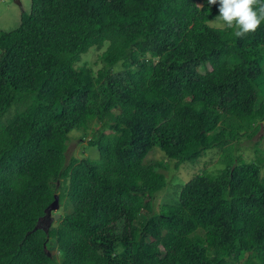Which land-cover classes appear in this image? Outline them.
Returning a JSON list of instances; mask_svg holds the SVG:
<instances>
[{
    "label": "trees",
    "instance_id": "16d2710c",
    "mask_svg": "<svg viewBox=\"0 0 264 264\" xmlns=\"http://www.w3.org/2000/svg\"><path fill=\"white\" fill-rule=\"evenodd\" d=\"M216 15L207 0H30L0 29V264H264V173L238 154L264 134V22L237 37ZM104 46L96 73L78 64ZM83 134L98 158H67ZM156 148L168 164L146 159ZM213 148L217 174L169 190L165 169ZM55 193L58 222L36 227Z\"/></svg>",
    "mask_w": 264,
    "mask_h": 264
},
{
    "label": "rangeland",
    "instance_id": "374dc122",
    "mask_svg": "<svg viewBox=\"0 0 264 264\" xmlns=\"http://www.w3.org/2000/svg\"><path fill=\"white\" fill-rule=\"evenodd\" d=\"M30 9V0H0V29L4 31H9L16 28L19 25V16L22 11L28 12ZM210 25L215 27H221L220 23L213 19L209 22ZM105 46L102 49H97L95 47L90 48L86 53L82 54L79 65H87L91 67L93 72L96 73L98 69L101 68V63L98 59L100 53L104 50ZM150 60H152L150 58ZM14 108H11L7 115L14 112ZM10 113V114H11ZM6 115V116H7ZM264 134L261 129L257 134H255L251 139H241L238 144V154L242 155L248 161H255L260 159V163L262 165L261 173H264ZM88 138H90V134L82 135V138H78V136H71L68 141L67 148V158L70 155H75V157H89L91 159L98 158V151L96 148L88 145ZM220 150L218 148H213L211 150H207L204 152L201 157L195 163H184L179 167L176 171L174 170L172 173L169 170H164L169 177V190H173L175 183L182 182L184 179L190 178L194 173L200 171L203 174L215 175L217 172L223 167L219 162ZM146 159H163L164 164H168L166 160H164V154L161 150L157 149L150 151L147 155ZM170 168H173L172 163H170ZM163 171V169H161ZM164 200V197L161 196L159 199L157 198V203H161ZM155 202V208L159 204ZM54 210L50 213L49 216L41 218L39 222V226L43 228H49L53 223L58 222L59 216L54 218L53 216L55 212ZM55 213V214H53ZM51 248L55 247L52 239L48 244ZM50 252V255L56 252L55 249Z\"/></svg>",
    "mask_w": 264,
    "mask_h": 264
},
{
    "label": "clouds",
    "instance_id": "9594fccd",
    "mask_svg": "<svg viewBox=\"0 0 264 264\" xmlns=\"http://www.w3.org/2000/svg\"><path fill=\"white\" fill-rule=\"evenodd\" d=\"M256 3L258 8L253 6ZM207 4L217 6L216 21L234 29L237 37L255 31L264 22V0H207Z\"/></svg>",
    "mask_w": 264,
    "mask_h": 264
},
{
    "label": "water",
    "instance_id": "95a60500",
    "mask_svg": "<svg viewBox=\"0 0 264 264\" xmlns=\"http://www.w3.org/2000/svg\"><path fill=\"white\" fill-rule=\"evenodd\" d=\"M58 208H59V197H58V194L55 193L53 201L45 209L44 217L49 216L52 211L57 210ZM58 216H59V214H55L54 218H56ZM40 220H41V218L39 219V222H40ZM36 227H39V225H37Z\"/></svg>",
    "mask_w": 264,
    "mask_h": 264
}]
</instances>
